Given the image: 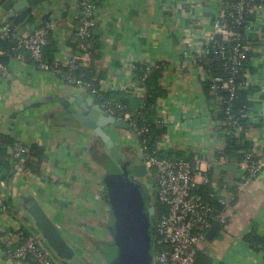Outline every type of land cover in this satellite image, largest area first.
<instances>
[{
  "label": "crops",
  "instance_id": "1",
  "mask_svg": "<svg viewBox=\"0 0 264 264\" xmlns=\"http://www.w3.org/2000/svg\"><path fill=\"white\" fill-rule=\"evenodd\" d=\"M4 1L0 0V27L8 28L10 20L4 23L2 16ZM97 5L95 27L101 47L94 68L99 84L126 85L130 63L167 62L163 80L167 96L157 111L166 128V150L177 151L180 157L197 154L224 207L225 222H219L210 240L204 238L201 251L212 264H263L262 254L243 237L253 229L264 234V169L249 178L243 164L223 154L226 136L218 118V99L203 90V70L194 61L218 13L213 0H98ZM72 7L71 0H49L34 7L23 24L28 29L53 21L52 38L58 49L54 60L66 61L74 51L77 22L71 17ZM245 45V79L250 89L246 116L251 123L245 139L250 151L260 154L264 151V12L250 22ZM87 63V58L82 61L84 66ZM9 68L10 78L0 82V134L27 146L37 144L44 155L35 164L37 172L24 175L17 170L11 178L0 180V198L7 205L6 210L0 206V264H27L8 259L4 248L10 244L8 234L32 223L17 203L23 192L38 200L77 252L101 264L89 241L110 240L109 213L102 200L104 170L93 156L92 132L52 103L20 109L42 96L73 93L93 98L98 107L99 103L91 93L64 84L33 64L11 60ZM106 131L116 146L128 145L117 128ZM54 264L61 262L54 260Z\"/></svg>",
  "mask_w": 264,
  "mask_h": 264
},
{
  "label": "built area",
  "instance_id": "2",
  "mask_svg": "<svg viewBox=\"0 0 264 264\" xmlns=\"http://www.w3.org/2000/svg\"><path fill=\"white\" fill-rule=\"evenodd\" d=\"M98 0H71L73 21L77 22L74 27V37L78 41L76 49L70 53L66 61L55 59L53 66H49L42 60V49L48 39L54 36L53 21H47L31 28L24 25L17 26L14 30L7 27H0V39L12 40L15 42V56L12 60L26 62L25 52L37 64L39 70L49 72L60 82L75 87L82 92L91 93L96 100H99V107L109 116L114 117L127 125V129L117 128L121 137L129 145L141 152L142 160L147 166L150 177L148 190L151 194V202L162 206L165 211L154 224L153 233V255L152 264H194L197 250L204 240L207 231L215 222L224 223L222 212L214 206L205 203L197 192L199 185L211 184L212 178L209 172L202 167V162L197 154L183 157H161L159 152H166L169 145L166 134L155 139L153 144L146 142L143 134L147 131V124L143 115L129 113L117 103L106 99L104 94L110 91H128L136 98L144 97L145 90L138 82H135L133 71L140 63H130L127 66L128 82L124 86L115 87L113 84L100 83L97 86L84 82L81 78L71 75L75 69V62L83 61L82 53L86 50L85 41L88 39L97 23ZM217 14L211 21V32L207 40L195 51L194 61L198 65H205L210 60L218 59L223 62V69L228 75L226 78H210L208 71L203 68V81L210 80L211 94H218L219 91H226L229 102L237 90L234 80L242 70L243 61L246 57L245 37L250 22H246L247 13L255 12V17L264 12V0H213ZM221 42L209 47L215 37ZM222 42L229 44L224 49ZM159 62V61H157ZM164 66L162 84L166 76L167 62L161 60ZM146 65L147 70L156 67V62ZM63 68H67L63 72ZM9 66L0 64V82L10 78ZM118 89V90H117ZM160 99L156 109L164 100ZM225 121H221L222 133L227 136L231 129L237 125L234 114L230 112L229 105L225 107ZM139 119V123L134 120ZM160 123L163 120L158 117ZM27 145L16 142L12 153V160L22 162V154ZM240 164L246 168L249 178L256 176L264 169V151L245 153ZM24 175L32 174L24 171L18 164L14 166L13 176L16 171ZM9 182V179H8ZM223 204L222 201H220ZM0 206L3 210L7 205L0 198ZM153 206V205H152ZM9 243L15 245L14 249L6 252L8 259L26 263L28 257H32L38 264H54L53 253L38 245V234L34 231L32 223L30 226L18 228L12 234H8Z\"/></svg>",
  "mask_w": 264,
  "mask_h": 264
},
{
  "label": "water",
  "instance_id": "3",
  "mask_svg": "<svg viewBox=\"0 0 264 264\" xmlns=\"http://www.w3.org/2000/svg\"><path fill=\"white\" fill-rule=\"evenodd\" d=\"M47 1L49 0H5L1 4L3 21L5 23L10 20L8 29L14 30L30 20L34 7ZM46 103L55 104L58 111L67 112L78 119L89 128L92 135L115 160H121L120 150L106 128L127 129V125L107 115L93 103V98L80 93H73L70 97L42 96L22 104L20 109ZM9 152L11 153V150ZM136 156L138 159L130 169L126 166L131 161L126 160L119 172L104 173L101 180L104 189L102 200L109 213L112 241L105 252L109 264H152L155 208L148 204V187L134 179L146 175L148 171L147 166L140 162L141 152L138 151ZM17 203L32 222L41 248L50 250L57 259L66 264H99L73 248L32 194L23 192ZM219 228L220 223L215 222L205 238L210 240Z\"/></svg>",
  "mask_w": 264,
  "mask_h": 264
},
{
  "label": "trees",
  "instance_id": "4",
  "mask_svg": "<svg viewBox=\"0 0 264 264\" xmlns=\"http://www.w3.org/2000/svg\"><path fill=\"white\" fill-rule=\"evenodd\" d=\"M255 18V12L247 13L245 16L246 22H251ZM216 42H221L220 38L217 36L214 38V41L211 42L209 47L215 46ZM246 43V37H245ZM78 41L73 37L71 48L76 49ZM86 50L82 53L84 58L82 60L88 61V66H84L82 61L75 62V69L70 73L71 75L81 78L84 82H89L94 86L99 84L98 77L96 78L94 63L99 59V50H100V37L99 33L96 31V27L92 30V33L88 39L85 41ZM224 49H228L229 44L222 42ZM15 42L12 40L0 39V64L3 66H9L10 61L15 56L14 52ZM247 49V48H246ZM56 40L50 37L47 44L42 49V60L44 63L49 66L54 64V53L57 51ZM248 53L246 50V57L243 61L242 70L237 75L234 80V84L237 87L235 91V96L228 101V94L226 91H219L218 94H212L218 99V118L221 121H225V107L229 105L230 112L234 114V118L237 121V125L231 129L229 135L226 136V144L223 150V154L236 162H241L245 153L249 152L250 145L246 141V134L251 129V123L248 116H246L247 108L249 106V91L246 87V62L248 59ZM26 62L28 64H33L37 67V64L30 58L28 54H25ZM200 66L205 68L210 74V78L213 77H223L226 78L228 75L223 69V62L221 60L215 59L208 61L205 65L200 63ZM163 62H156V67L150 70H147L146 65L138 64L136 70L133 71L134 80L138 82L145 90L144 97L136 98L128 91H116V92H107L104 94L106 99L113 101L121 106V108L129 113L136 114L139 113L144 116L145 122L147 124V131L143 134V138L146 142L153 144L156 138L165 133V125L160 123L157 117V103L160 99H163L167 96L166 87L162 84V77L164 72ZM63 72H66L68 69L63 68ZM210 80H206L203 83V90L206 93H211ZM100 103L99 100H97ZM134 120L139 123V119L134 117ZM98 142V141H97ZM99 143V142H98ZM16 142L5 134H0V180H5L11 178L14 172L15 164H18L22 170L29 172H37L35 168L36 163H40L43 158L44 152L43 148L37 144H32L27 147L25 152L22 154V162L19 160H12V153H9V150H12ZM122 149L133 150L135 151L132 145H123ZM132 157L135 156L131 154ZM161 157H180V153L174 150H168L167 152H159ZM177 155V156H173ZM94 156V159L98 164L102 165V168L106 172H112L111 159L106 161L101 160L98 156ZM136 157V156H135ZM248 176V175H247ZM198 194L202 197L203 201L209 205L214 206L217 210L221 211L224 207L218 202V196L213 191V188L210 184L199 185L197 187ZM151 202V194L148 193V204ZM234 202V201H233ZM155 208V218L157 219L161 214L164 213L165 209L157 203H152ZM109 232V224H108ZM110 234V232H109ZM9 237V236H8ZM243 241L253 250L260 252L263 257L264 264V234L260 236L255 229L248 232L244 237ZM90 245L95 251V253L103 260L105 264H109L107 258L105 257V252L109 246H111L112 241L104 240H90ZM8 244V242L6 243ZM15 245L8 244L5 246V250L10 252L14 249ZM152 247V255L154 253ZM55 260L61 262V264H66L55 257ZM27 264H38L32 257H28L26 260ZM194 264H212L211 259L208 255L204 254L199 248L196 252Z\"/></svg>",
  "mask_w": 264,
  "mask_h": 264
},
{
  "label": "flooded vegetation",
  "instance_id": "5",
  "mask_svg": "<svg viewBox=\"0 0 264 264\" xmlns=\"http://www.w3.org/2000/svg\"><path fill=\"white\" fill-rule=\"evenodd\" d=\"M94 139H93V141H94V144H92V146H93V150H92V152H93V154L95 155V156H98L99 158H101V160H103V161H106L107 159H109V157L106 155V154H104L103 153V150L104 149H102V147H101V144H100V142H99V140L96 138V137H93ZM99 143H98V142ZM118 148H119V150H120V156H121V160H120V162H126V160H129V161H131V163L130 164H128L126 167H127V169H130L132 166H133V164L136 162V160L138 159L137 158V156H136V153H138V150H135V151H131V150H124V149H122L121 147H119V146H117ZM104 148V147H103ZM99 149H102L101 151H99ZM135 153V156H133V157H131V156H129V155H131V154H134ZM111 159V158H110ZM111 161H112V159H111ZM140 162H142V163H144V161L143 160H140ZM104 170V169H103ZM119 170H120V166L119 167H114V168H112L111 169V171L112 172H119ZM104 173H107L106 171H104ZM104 175V174H103ZM134 179H136V181L137 182H140L143 186H147V187H149V184H150V177H149V175H148V172H147V174L146 175H144V176H142V177H138V178H136V177H134ZM151 205V204H150Z\"/></svg>",
  "mask_w": 264,
  "mask_h": 264
},
{
  "label": "rangeland",
  "instance_id": "6",
  "mask_svg": "<svg viewBox=\"0 0 264 264\" xmlns=\"http://www.w3.org/2000/svg\"><path fill=\"white\" fill-rule=\"evenodd\" d=\"M102 149H104V148L102 147ZM102 149H99V151H101ZM103 153L106 154L109 158L112 159V162H113V164H112L113 167L112 168H114L116 166L117 167H119V166L121 167L124 164V162H120V160L119 161L115 160V158L108 151H106L105 149L103 150ZM99 165H100V167H102L101 164H99ZM86 257L88 258V255ZM101 264H105V263L103 262Z\"/></svg>",
  "mask_w": 264,
  "mask_h": 264
}]
</instances>
